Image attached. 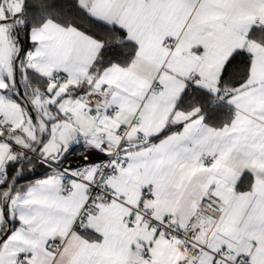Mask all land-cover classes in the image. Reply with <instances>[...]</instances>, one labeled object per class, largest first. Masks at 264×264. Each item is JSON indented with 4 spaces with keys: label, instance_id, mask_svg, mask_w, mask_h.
Here are the masks:
<instances>
[{
    "label": "snow or ice",
    "instance_id": "obj_1",
    "mask_svg": "<svg viewBox=\"0 0 264 264\" xmlns=\"http://www.w3.org/2000/svg\"><path fill=\"white\" fill-rule=\"evenodd\" d=\"M0 264H264V0H0Z\"/></svg>",
    "mask_w": 264,
    "mask_h": 264
},
{
    "label": "built area",
    "instance_id": "obj_2",
    "mask_svg": "<svg viewBox=\"0 0 264 264\" xmlns=\"http://www.w3.org/2000/svg\"><path fill=\"white\" fill-rule=\"evenodd\" d=\"M75 155H80V151H79V148H78V150H77V152L75 153Z\"/></svg>",
    "mask_w": 264,
    "mask_h": 264
},
{
    "label": "trees",
    "instance_id": "obj_3",
    "mask_svg": "<svg viewBox=\"0 0 264 264\" xmlns=\"http://www.w3.org/2000/svg\"><path fill=\"white\" fill-rule=\"evenodd\" d=\"M38 171H39V169H38Z\"/></svg>",
    "mask_w": 264,
    "mask_h": 264
}]
</instances>
